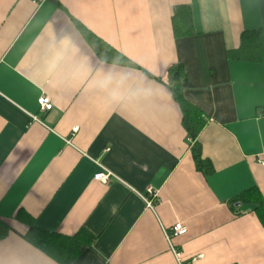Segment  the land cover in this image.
<instances>
[{"label":"crops","instance_id":"1","mask_svg":"<svg viewBox=\"0 0 264 264\" xmlns=\"http://www.w3.org/2000/svg\"><path fill=\"white\" fill-rule=\"evenodd\" d=\"M189 6L193 30L176 36ZM81 22L135 66L105 61ZM264 0H0V264H63L25 238L92 237L69 264H264V60L231 55ZM205 125L197 167L169 69ZM53 108L41 112L39 98ZM78 130L74 132V128ZM106 169L109 184L94 179ZM156 197L152 207L148 189Z\"/></svg>","mask_w":264,"mask_h":264},{"label":"trees","instance_id":"2","mask_svg":"<svg viewBox=\"0 0 264 264\" xmlns=\"http://www.w3.org/2000/svg\"><path fill=\"white\" fill-rule=\"evenodd\" d=\"M172 18L176 36H184L192 32V15L189 6H177ZM76 25L105 61L120 65L135 66L134 62L115 50L112 46L104 43L81 22L76 21ZM231 55L244 60H264V29L244 31L240 38L239 48L233 50ZM169 78L176 84L175 89L183 110V121L187 134L190 138L196 140L193 147V154L197 167L209 170L210 163L203 158L200 143L197 141V137L204 127L206 120L202 112L188 102L182 95L180 84L186 78V73L182 65L171 67L169 69ZM234 202H251L254 204L258 217L264 223V201L262 196L256 194V189L253 191L247 190L237 195ZM28 225L29 229L24 235L25 238L35 247L56 260L61 261L63 264H69L82 246L92 239V236L85 230H80L74 236H68L57 232L41 230L34 225L33 220H29ZM12 229L8 221L0 218V240L4 239Z\"/></svg>","mask_w":264,"mask_h":264},{"label":"built area","instance_id":"3","mask_svg":"<svg viewBox=\"0 0 264 264\" xmlns=\"http://www.w3.org/2000/svg\"><path fill=\"white\" fill-rule=\"evenodd\" d=\"M39 1V0H36ZM39 107H40V111L41 112H47L50 111L53 108V103L50 99L49 96H41L39 98ZM78 130V127L74 128V132H76ZM264 164V163H263ZM112 177H115L114 174L106 169H102V171L98 172L97 174H95L94 179L102 182L104 184H109ZM148 195L150 196V198L146 199L148 206L152 207L153 205V198L156 197L155 192H153L152 188L148 189ZM188 231V226L184 221H179L177 222L170 231H166V237L167 240L170 244L171 250L174 253L177 263L178 264H190V263H184V258H183V254L182 252L176 248L173 243H172V239L173 237H177V236H181L186 234Z\"/></svg>","mask_w":264,"mask_h":264}]
</instances>
